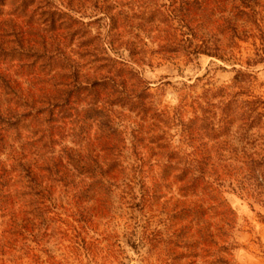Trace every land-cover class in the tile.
<instances>
[{
	"label": "rangeland",
	"instance_id": "374dc122",
	"mask_svg": "<svg viewBox=\"0 0 264 264\" xmlns=\"http://www.w3.org/2000/svg\"><path fill=\"white\" fill-rule=\"evenodd\" d=\"M71 1L0 0V28L26 29L39 24L47 29L42 31L41 39L46 38L48 44L53 41L49 37H58L54 43L66 49L68 59L79 69L83 86L87 85L86 80H94L102 73L114 77L112 81L120 84L125 95L130 93L131 85L125 83L127 76L117 74L111 64L93 63L90 56L84 55L85 49L92 46L86 41V33L77 31L74 21L68 18L83 20L92 24L94 32H100L101 42L117 66L124 64L140 74L141 85H146L150 95L151 111L140 112L129 100L105 99L113 102L109 105L112 122L119 125L121 139L125 138V163L146 159L142 180L133 182L128 193L123 187L115 189L108 204L94 202L96 216L91 217L87 231L80 229L79 206L66 200L46 201L42 216L36 211L28 220L22 215L11 217L13 211L21 214L14 197L12 206L0 213V264H264V194L253 198L245 192H235L226 181L219 195L228 200L226 205L213 202L209 196L197 197L171 175L161 178L154 157L158 150L153 143L161 135L171 142L172 149H188L182 142V120L195 117L198 101L209 90L222 88L223 93L237 99L259 101L260 110L264 111V0H235L234 4L218 0V13L228 20L227 34L222 33L226 29L222 19L213 17L209 25L213 23L215 29L210 33L209 26L200 23L199 17L196 19L200 36L208 34L212 41L216 38L228 46L224 59L206 54H165L160 44L167 41L166 27L156 30L138 21L131 27L147 44L146 53L141 59L132 57L126 49L111 48L110 19L103 13L102 2L97 8L95 0H74L70 4ZM122 1L127 9L130 0ZM167 4L161 0V5ZM49 11L61 13L56 16L58 22L53 31L46 22ZM70 24L72 30L68 28ZM228 25L235 27L237 35L229 31ZM19 56L14 53L11 58L0 57V72L7 69L19 81H28L39 73V61L32 68L20 66ZM72 81L67 78V83ZM79 102L83 111L88 98L84 100L82 96ZM80 117L79 125L87 124L86 134L95 139L97 124L84 121L83 113ZM253 132H259L264 141V116ZM142 136V141L135 138ZM225 138L226 135L221 139ZM67 139L66 143H71V138ZM209 140L211 144L212 139ZM73 227L78 228L81 238Z\"/></svg>",
	"mask_w": 264,
	"mask_h": 264
},
{
	"label": "trees",
	"instance_id": "16d2710c",
	"mask_svg": "<svg viewBox=\"0 0 264 264\" xmlns=\"http://www.w3.org/2000/svg\"><path fill=\"white\" fill-rule=\"evenodd\" d=\"M113 1L95 0L97 8L102 2L103 13L110 19L109 44L113 49H126L139 59L145 56L147 44L142 43L140 33L131 27L138 21L156 30L166 27L167 41L160 44L165 54H206L222 59L227 55L228 46L216 38L212 41L208 34L200 36L196 27L199 23H195L199 17V22L209 26L208 31L212 32L215 28L213 23L209 24L213 17L222 19L218 0H162L169 5H161V0H130L127 9L122 0ZM59 15L58 11H49L46 22L51 31ZM68 19L74 21L77 31L86 33V41L92 46L85 49L84 55L90 56L93 63L111 64L117 74L127 76L124 82L131 85L130 93L125 95L119 89L120 84L112 81L114 77L102 73L93 77L94 80H86L87 85L83 86L79 69L68 59L66 49L54 43L58 37H49L53 41L48 44L46 38L41 39L42 31L47 29L39 24L26 29L0 28V57L19 54L20 66L29 68L39 61V73L28 81H19L7 69L0 72V213L12 206L14 197L21 214L13 211L11 217L22 215L27 220L36 211L44 215L46 201L66 200L79 206L80 229L87 231L91 217L96 216L94 202L108 204L115 189L123 187L128 193L133 182L141 183L146 161L139 158V162L125 163V138L121 139L119 125L112 122L109 105L113 102L105 98L129 100L144 113L153 107L148 101L146 85H141L140 74L124 64L117 66L118 62L109 56L101 42L100 32H94L91 23ZM222 20L226 26L222 33L227 34L228 20ZM68 28L72 30L71 24ZM228 29L237 35L235 27L228 25ZM59 35L62 37L63 33ZM30 58L32 61L23 62ZM67 78L73 81L67 83ZM82 96L84 100L88 98L83 111L79 106ZM201 99L195 117L182 120V142L188 149L183 152L172 149L171 142L161 135L153 142L158 150L154 157L161 169V178L171 175L193 195L209 196L213 202L218 200L224 205L228 200L219 195L226 181L235 192H245L253 198L263 196L264 141L259 132H253L264 116L259 101L237 99L223 93L222 88L207 91ZM80 113L84 121L97 124L95 139L86 134L87 124L79 125ZM67 138H71V143H66ZM135 138L142 141L144 137ZM157 187L155 180L154 189ZM73 229L81 238L78 228Z\"/></svg>",
	"mask_w": 264,
	"mask_h": 264
}]
</instances>
